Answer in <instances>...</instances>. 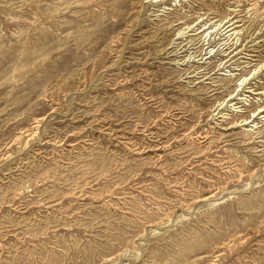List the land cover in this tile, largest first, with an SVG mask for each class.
I'll return each instance as SVG.
<instances>
[{"label": "rangeland", "instance_id": "rangeland-1", "mask_svg": "<svg viewBox=\"0 0 264 264\" xmlns=\"http://www.w3.org/2000/svg\"><path fill=\"white\" fill-rule=\"evenodd\" d=\"M124 2L0 0V264H264V0Z\"/></svg>", "mask_w": 264, "mask_h": 264}, {"label": "bare ground", "instance_id": "bare-ground-1", "mask_svg": "<svg viewBox=\"0 0 264 264\" xmlns=\"http://www.w3.org/2000/svg\"><path fill=\"white\" fill-rule=\"evenodd\" d=\"M126 3L129 1V0H124ZM251 1H253V2H255V0H251ZM124 2V3H125ZM168 2H176V0H140V5H142V4H148L149 6H152V7H161V6H165V4L166 3H168ZM241 2V1H240ZM239 2V3H240ZM257 2V1H256ZM181 3V0H178L177 1V3H174L173 4V7L174 8H177V7H179V8H181L182 7V4H180ZM247 3V2H246ZM257 3H253V4H251L250 5V7H249V11H251V12H253L255 15H257V16H261V19H264V9L261 11V12H258L257 13V11H256V5ZM248 5H249V3H248ZM252 7V8H251ZM173 10L174 9H172V8H165V7H162V10H160V12L161 13H164V14H167V12H173ZM231 12H234V10H230ZM237 11V10H236ZM154 12V11H153ZM166 12V13H165ZM246 13H247V11H246ZM257 13V14H256ZM159 16V15H158ZM200 16V15H199ZM249 18V17H248ZM202 21V19H200L199 20V22L198 23H200ZM230 19H228V20H226L225 22H222V23H219L217 26H215L216 28H219L220 27V29H223L224 28V26L226 25V24H228L226 27H225V29H224V33H225V35L226 34H228V33H230V34H228V35H226V38H228V40H230L231 39V41L232 40H235V43L238 41V39H236L237 38V36H239V33H240V31L239 30H237L238 28H240L241 26L240 25H238V24H236L238 21H233V22H230ZM181 23V22H180ZM205 25V24H204ZM195 26V25H194ZM214 26V25H213ZM212 26V27H213ZM190 28H192V27H186V29H190ZM205 30H209V27H205L204 26V28H202V30L201 31H198L197 33H196V35H198V34H201L203 31H205ZM216 30V29H215ZM209 33H212L211 31L209 32ZM182 30L181 31H178L177 33H176V39H179L181 36H182ZM194 36V35H193ZM234 50H236V49H234ZM242 63V62H241ZM242 68H245V66H243ZM239 71H240V69H239ZM262 71H264V64H262V65H260L259 67H258V69L256 70V69H254L253 71H252V73L248 76V77H243L241 80H239V84H238V88L239 87H245V85L247 84L246 82L248 81V80H250L251 78H253L255 75H257L258 73H260V72H262ZM227 76H231V75H227ZM243 88L240 90V92H242L243 91ZM243 93H245V92H243ZM246 93H248V94H251L252 96H259V95H261V94H264V93H260V92H254V90L253 91H248V92H246ZM238 96H242V97H240V98H238V99H236L237 100V102L236 103H234L231 107H233V106H235V105H237V104H240V102H242V100H243V97L245 96V94L244 95H238ZM264 96V95H263ZM235 97H237V95H235ZM246 98H248V97H246ZM230 100H231V98H230ZM223 104H224V102H222V103H220L218 106H216V108L213 110V115H214V117H216V116H218V115H221L220 114V111H222L223 110V108H222V106H223ZM261 105V104H260ZM224 107H226V104H224ZM239 108V107H238ZM237 108V109H238ZM236 109V107L234 108V109H232V112L233 113H242V111H240V110H237ZM227 117V114H222L220 117H218V118H222V120H226L227 118H224V117ZM258 116H260V117H258ZM256 117H257V119L258 120H260V122H263L264 123V107H259V110L257 111V113L254 115V114H252V118L254 119V120H257L256 119ZM251 119V118H250ZM250 119H243V120H241V121H239V122H237V123H235V124H233V126H237L238 128L239 127H241V128H246L245 130V133L246 132H249V133H253L254 134V130L255 129H257L258 128V126H257V124H253V122H254V120L253 121H250ZM229 120V119H228ZM231 120V119H230ZM39 121V120H38ZM37 123V122H36ZM232 126V127H233ZM35 127V126H34ZM232 127H230L229 129H231ZM28 135H30V134H28ZM27 135V136H28ZM186 136V135H185ZM199 136V135H198ZM245 136V135H244ZM181 140V139H180ZM176 141V140H175Z\"/></svg>", "mask_w": 264, "mask_h": 264}]
</instances>
